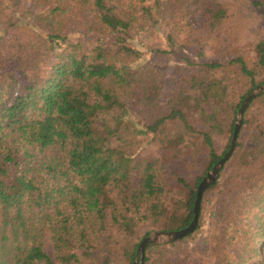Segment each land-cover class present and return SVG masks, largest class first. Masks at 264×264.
I'll return each instance as SVG.
<instances>
[{
  "label": "trees",
  "instance_id": "trees-1",
  "mask_svg": "<svg viewBox=\"0 0 264 264\" xmlns=\"http://www.w3.org/2000/svg\"><path fill=\"white\" fill-rule=\"evenodd\" d=\"M262 84L264 0H0V264H133L191 222ZM199 201L143 264H264V93Z\"/></svg>",
  "mask_w": 264,
  "mask_h": 264
},
{
  "label": "water",
  "instance_id": "water-1",
  "mask_svg": "<svg viewBox=\"0 0 264 264\" xmlns=\"http://www.w3.org/2000/svg\"><path fill=\"white\" fill-rule=\"evenodd\" d=\"M262 93H264V84L255 86V88H253L250 92H248V94L243 99L237 111L234 130L232 133L231 140L229 142L228 150L225 152L223 157L213 165L211 170L206 173V175L201 179V181L199 182L197 186L196 198L194 200V206H193V218L191 222L188 224V226H186L185 228L179 229V230H174V231L152 232L148 236L144 237L138 245V249L136 252V258H135L136 260L133 264H136L138 259H139L138 264H143L142 257L144 253V248L147 245L157 244V243H166V242L178 240L180 238H183L187 234L191 233L196 228L197 219H198V210H199V205H200L199 199L201 198V194L204 191V189H206L208 186L212 185L216 181L218 172L221 166L224 164V162L227 160L229 155L232 153L233 148H234V142L236 140L237 132L240 126L241 117H242L244 109L246 108V106L248 105V103L251 101L252 98Z\"/></svg>",
  "mask_w": 264,
  "mask_h": 264
},
{
  "label": "rangeland",
  "instance_id": "rangeland-1",
  "mask_svg": "<svg viewBox=\"0 0 264 264\" xmlns=\"http://www.w3.org/2000/svg\"><path fill=\"white\" fill-rule=\"evenodd\" d=\"M251 24L249 25L248 30H246V27L244 29L242 25L241 26L235 25V29L232 32L234 35V39L236 38L237 42H253L255 34H248L247 31L249 32L250 30H254L257 24H254V23H251ZM244 30H246V32ZM206 48L207 49H205L204 58L211 57L212 52L210 51V49H208V47ZM252 56H253V50L250 48V50L248 51V54L246 55V58L248 62L250 63L249 65H251V62H252ZM174 65H175V61L166 62L164 64L159 65V70L162 74V82L165 85V87H168V85L173 83V79L175 77L174 76L175 75ZM146 150L147 148L143 146L140 153L144 155L146 153ZM205 219L202 223L200 230H198L195 233H192L188 237H185L182 241H177L175 245L170 248L176 256H181L185 252H188V251L190 253L195 252V250L199 251L200 249L203 248V241L207 237L208 232H209L208 222L205 221Z\"/></svg>",
  "mask_w": 264,
  "mask_h": 264
}]
</instances>
